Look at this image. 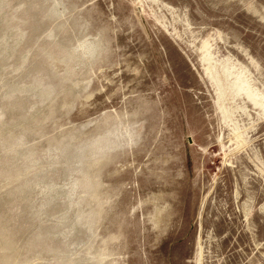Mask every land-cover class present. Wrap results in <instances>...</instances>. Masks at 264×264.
I'll return each instance as SVG.
<instances>
[{"label":"rangeland","instance_id":"374dc122","mask_svg":"<svg viewBox=\"0 0 264 264\" xmlns=\"http://www.w3.org/2000/svg\"><path fill=\"white\" fill-rule=\"evenodd\" d=\"M0 264H264V0H0Z\"/></svg>","mask_w":264,"mask_h":264}]
</instances>
